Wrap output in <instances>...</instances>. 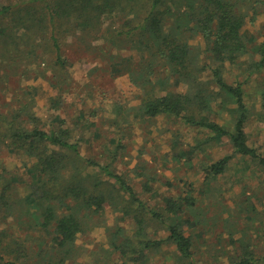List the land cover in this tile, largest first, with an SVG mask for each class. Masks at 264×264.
<instances>
[{"label":"rangeland","instance_id":"rangeland-1","mask_svg":"<svg viewBox=\"0 0 264 264\" xmlns=\"http://www.w3.org/2000/svg\"><path fill=\"white\" fill-rule=\"evenodd\" d=\"M142 3L135 2L130 9L125 0H114L105 12L86 7V15L75 12L65 16L61 15L65 5L48 14L46 8L40 10L45 6L42 0H0V7H11L0 14V116L4 117L0 120V183L4 179L10 182L6 200L12 204L0 209V232L10 247L15 242L23 244L24 254L19 258L23 264L48 259L60 264L182 263L175 257L173 244L168 243L149 250L142 261L123 262L114 243L119 245L125 237L133 236L137 229L134 215L142 212L128 204L124 210L127 196L123 190L89 164L80 166L78 176L90 173L92 185L97 184L91 187L110 190L111 196L98 211L78 208L83 229L68 251L59 249L51 232L30 222L29 196L40 164L23 149L9 145L3 131L13 119V128H67L79 142L82 158L110 163L156 210H162L168 197L177 198L189 189L194 205L179 217L188 219L183 230L191 236L198 264H228L243 248L256 257L264 256L263 171L234 154L226 137L216 142L206 130L165 113L137 116L142 91L130 74L142 68L155 50L148 36L136 29V34L126 36L147 14L145 1ZM260 10H246L242 33L248 52L237 62L220 66L228 82H244L248 142L264 152V65L250 73L260 58L256 47L264 33ZM87 11H92L90 16ZM187 43L196 63L205 67L199 72L201 80L207 81L208 65L217 63L205 50L200 35L188 38ZM149 68L158 94L186 90L187 85L163 61L156 60ZM212 107L205 111L209 117L231 130L233 116L227 97L213 100ZM224 155L230 156L224 170L212 175L207 165ZM73 171L67 166L61 174L69 177ZM144 182L150 191L142 188ZM52 202L61 214L64 202ZM67 204L74 205L71 200ZM148 215L143 220V234L166 237L167 230ZM13 254L9 251L6 259H13Z\"/></svg>","mask_w":264,"mask_h":264},{"label":"trees","instance_id":"trees-1","mask_svg":"<svg viewBox=\"0 0 264 264\" xmlns=\"http://www.w3.org/2000/svg\"><path fill=\"white\" fill-rule=\"evenodd\" d=\"M125 1L130 9L138 1L141 3L145 1L147 7V14L143 21L127 31L126 36L136 34L133 33L136 29L139 34L147 35L155 46V50L151 53L149 60L144 62L142 68L139 67L130 74L132 81L142 91L137 105V116L152 117L165 113L178 117L190 126L206 130L210 134L209 139L216 142L226 137L234 154L251 160L264 173V152L249 144L245 131L248 109L243 98L242 85L244 82L241 80L228 82L220 66L224 62L235 63L239 57L248 52L242 33L246 10L252 9L257 12L261 9L260 12L264 13V0ZM42 2L45 6L40 10L46 8L50 14L65 5L67 8H64V14L61 15L70 16L75 12L79 15H86L83 13L86 7H90L92 11L97 10L98 13L105 12L113 6L114 0H42ZM10 8V5H2L0 14H5ZM92 11H87V16H90ZM127 23L129 25V22ZM196 35L201 36L205 50L217 63L213 66L208 65L209 81L201 80L199 72L205 67L196 63L193 50L187 43L188 38ZM52 39L55 49L59 50L56 38L52 36ZM256 52L260 58L250 73L264 65V33L256 47ZM156 60L166 63L178 80L187 85L185 91L158 94L156 83L150 79L153 69L149 68V65ZM146 64L149 65L145 67ZM209 83L212 91L208 87ZM221 95L226 96L231 105L232 111L230 112L233 116L231 130L211 119L205 112L213 109L212 101L217 100ZM0 120H4V117L2 116ZM14 121L15 119L8 121V127L3 131L6 139L9 140V145L23 149L40 164L39 173L34 177L33 195L29 196L31 201L29 211L32 217L30 222L51 232L53 243L59 249L67 250L83 229L78 208L93 207L98 211L103 208L107 198L111 196L110 190L103 191L91 187L97 184L92 185L90 173L86 172L85 175L78 176L80 166L89 164L97 167L98 174L103 173L112 179L119 189L123 190L124 195L127 196L124 210H127L129 205L130 208L135 206L142 212V214L135 213L134 215L137 229L133 236L125 237L119 245L114 243L124 263L142 261L149 250L158 249L162 244L168 243L173 244L175 257L182 264H198L192 249L191 236L183 230V225L188 222V219L181 221L179 217L184 209L194 205V197L189 189L184 190L177 198L168 197L162 210H156L139 197L134 186L125 177L126 175L115 171L110 163L82 158L79 142L71 137L67 128L44 130L36 126L27 128L20 125L13 128ZM229 157V155H224L208 164V171L212 175L222 172ZM67 166L74 171L69 177H64L61 169ZM9 186L10 182L5 179L0 183V209L3 206L12 205L6 200ZM142 188L146 191L151 190L146 182L143 183ZM113 190L116 189L113 188ZM52 200L64 202L65 209L63 208L61 214L57 213ZM68 200H71L74 205H68ZM145 215L159 221L167 230L166 237H149L143 234L142 224L147 217ZM4 238L5 236L3 237L0 232V264H23L19 260L24 254L23 249L20 248L23 244L15 242L13 247H10L11 244L4 242ZM8 247H10L9 250L6 249ZM9 251L14 252L11 260L6 259ZM40 264L60 263L48 259ZM228 264H264V256L256 257L252 251L243 248L233 259H230Z\"/></svg>","mask_w":264,"mask_h":264}]
</instances>
